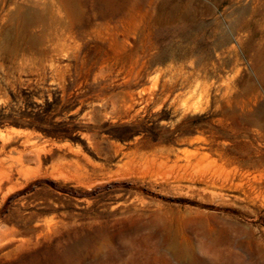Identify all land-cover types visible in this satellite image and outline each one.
<instances>
[{
    "label": "rangeland",
    "instance_id": "1",
    "mask_svg": "<svg viewBox=\"0 0 264 264\" xmlns=\"http://www.w3.org/2000/svg\"><path fill=\"white\" fill-rule=\"evenodd\" d=\"M161 1L81 0L89 26L44 52L12 48L1 12L0 132L29 135L0 138V179L30 175L0 189V243L30 242L1 264H264V0Z\"/></svg>",
    "mask_w": 264,
    "mask_h": 264
},
{
    "label": "bare ground",
    "instance_id": "2",
    "mask_svg": "<svg viewBox=\"0 0 264 264\" xmlns=\"http://www.w3.org/2000/svg\"><path fill=\"white\" fill-rule=\"evenodd\" d=\"M95 1L99 2V4H100L101 10H99L96 15L98 17H101V18H104L107 16L113 17V16L117 15L118 13H120L123 9H125L126 6H128L127 5L128 0H94V3H95ZM180 5H181L180 0L179 1L178 0H174V1L173 0H171V1L170 0H162L160 7L162 10L167 8L168 9L167 10L168 15L169 14L170 15L171 14H180L183 18L189 19V17L192 15L193 10L192 11L191 10L189 11V9L184 10L185 8L183 10H181ZM94 7H95V5L91 4V8H86V10H85V7H83V5L81 4V0H0V15H1V12L4 11V14L2 15V17L0 16L1 19L4 20V24H5L4 37L9 41L12 48L14 46L16 47L17 45H25L28 48L37 49L40 52H44L46 46H48L49 43H53V41L56 43V41L57 40L59 41V39L60 38L62 39V37H69L73 31V28L75 26L74 24H76V22H79L80 25H83V27L89 26V23L91 20V14L89 11ZM194 9H195V7H194ZM197 9H199V8H197ZM243 11H244V8L242 9V12ZM85 12H87V13L85 14ZM33 29H37L38 33L35 35L33 33H31V31ZM122 35L124 38V42H123L122 46L119 48V51L121 54L123 53L125 56H127L129 53L128 52L129 51L128 50L129 42H130V41L128 42L129 36L127 33L124 34V32L122 33ZM215 43H216V41H215ZM222 45H224V43ZM51 46H53V44ZM119 46L120 45H118L116 43V47H119ZM228 48H229V46H228ZM150 49L148 48V50H150ZM119 51H117V53ZM132 51L133 50H131V52ZM166 56H167V54H166L165 50H163V51L161 50L160 52L156 51V53L151 54L149 56V61L152 62L155 60H157V61L163 60L166 58ZM127 58H128V56H127ZM127 58H126V60H127ZM145 58H147V57H145ZM131 62H133V60H131L130 63ZM134 65H135V63H134ZM150 65H151V63H150ZM199 67H200V65H199ZM138 70H140V69H138ZM136 76L138 78V75H136ZM183 77H185V76H183ZM181 79H183V78H181ZM185 81H187V80L184 79L183 82H185ZM175 82H176V80H175ZM172 86H173L172 84H169V85H167L166 83L162 84V94H163L164 99L168 97V94H169L170 90L172 89ZM248 94H251V93H248ZM141 96H143V95H141ZM235 96H237V95H235ZM152 97H153V95H152ZM234 98H237V97H234ZM152 100H153L152 98H150V99L148 98V99H146V103H150ZM252 100L255 102L256 101L255 97H253V96L247 97L246 102H244V100H243V102L247 104L248 109H250V106L252 105V102H253ZM128 101H129L128 108H130L138 100L136 99V97H135V99H134V97H131L130 100H128ZM239 103L241 104V102H239ZM125 104H126V102H125ZM233 108H234V106H233ZM259 113H260V111H259ZM229 117H230V115H229ZM231 117H233V116H231ZM250 122H252V119L249 120V123ZM20 133H28L27 135H29V132L25 131L24 129H18V128L11 127L9 129H6L4 132H0V138H1V140H3L2 142H4V141H7L12 135L20 134ZM259 133H260V131H259ZM262 135H264V134H261V136ZM262 137H264V136H262ZM8 157H10V156L8 155ZM8 159H7V157L0 155V166L4 162H6V160H8ZM19 161L20 162H19L18 167H16L14 170H9V172L4 174L2 179H0V189H1V186L5 183V181L8 183L13 178L12 175L14 173H16L22 179L20 181H16L12 185L7 186L2 193V195L4 197H6V195L15 191L16 189H19L20 187H22L30 177L29 172H27L25 169H23V162L20 159H19ZM4 232L5 231L2 230V226L0 225V236H2ZM38 236H39V234H38ZM1 239H3V238H1ZM21 239H23V238H21ZM29 244H30V242H27L25 240L23 241L20 239L17 241L16 240L14 241L13 239H11V240L5 241L3 243H0V264L9 260V258H11L13 255H16L17 253H19L20 250L26 248Z\"/></svg>",
    "mask_w": 264,
    "mask_h": 264
},
{
    "label": "trees",
    "instance_id": "3",
    "mask_svg": "<svg viewBox=\"0 0 264 264\" xmlns=\"http://www.w3.org/2000/svg\"><path fill=\"white\" fill-rule=\"evenodd\" d=\"M113 185H125V186H128L129 184L126 183V182H114ZM110 185H106V187H109ZM161 198H164V197H161ZM167 200H170V201H176V202H182V200H179V199H171V198H168Z\"/></svg>",
    "mask_w": 264,
    "mask_h": 264
}]
</instances>
